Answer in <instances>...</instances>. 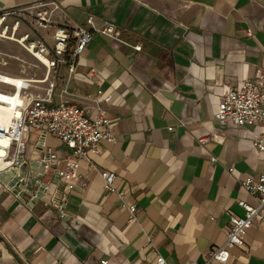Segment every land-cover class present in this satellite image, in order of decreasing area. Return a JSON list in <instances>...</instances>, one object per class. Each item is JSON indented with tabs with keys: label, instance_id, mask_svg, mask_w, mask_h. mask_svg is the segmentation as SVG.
Masks as SVG:
<instances>
[{
	"label": "crops",
	"instance_id": "1",
	"mask_svg": "<svg viewBox=\"0 0 264 264\" xmlns=\"http://www.w3.org/2000/svg\"><path fill=\"white\" fill-rule=\"evenodd\" d=\"M53 1V25L111 22L117 37L96 32L73 72L61 64L48 75L18 43L36 62L0 50L13 55L0 65H20L0 72L31 78L32 94L45 95L54 81L55 102L87 104L101 89L111 96L103 105L116 142L103 140L90 154L98 170L80 160L69 190L53 168L38 199L0 179V264H155L158 254L165 264H196L224 243L230 214H244L238 200L257 203L241 180L264 167V150L253 143L262 126L222 123L214 113L230 87L264 73V0H0V12ZM25 31L53 44L52 30L27 17L16 34ZM40 66V77L29 74ZM24 138L26 162L48 148L59 157L69 152L50 132L30 129ZM109 170L122 197L104 189ZM214 264H264V219H254L227 262Z\"/></svg>",
	"mask_w": 264,
	"mask_h": 264
},
{
	"label": "built area",
	"instance_id": "2",
	"mask_svg": "<svg viewBox=\"0 0 264 264\" xmlns=\"http://www.w3.org/2000/svg\"><path fill=\"white\" fill-rule=\"evenodd\" d=\"M51 7L43 3L31 6H16L0 12V37L9 38L19 43L25 50L37 58L46 67V75L55 70L59 65L68 66L69 72L75 70L78 56L92 40L96 32L117 37V29L111 22L102 27H86L83 25L66 26L53 25L52 13L57 7L56 2H51ZM8 16L15 19L11 25L5 22ZM27 17L32 20L37 28L52 30L53 44L49 45L40 35L25 31L17 35L20 21ZM92 25V18L87 19ZM248 34L252 32L248 30ZM140 49V45L134 46ZM13 55L0 52V62L7 63ZM23 68L29 64L21 60ZM0 72V83L9 88L0 87V104L6 105L9 112L6 114V124H0V173L5 169L19 165L18 158L22 157L25 149V132L34 129L41 132H50L67 146L69 152L59 157L48 148L37 161L35 174L43 175L53 168L64 187L69 190L79 178V162L86 159L90 168L98 170L96 162L90 154L100 152V143L103 140L116 142V135L112 131L110 119L103 105L111 98L99 89L91 97L90 103L78 104L70 101L55 102L51 99L54 81H49L45 95L32 94L26 90L32 85L33 80L24 76H12L15 82L5 81ZM6 76H11L5 74ZM46 79V78H45ZM41 81V80H39ZM214 118L222 123L232 122L235 125L259 124L262 132L254 138V145L264 150V73L258 72L254 79H245L238 87H230L218 103ZM216 158L211 157L214 161ZM24 160V159H23ZM61 162L63 166H59ZM42 163L44 165H42ZM116 172L109 170L104 174V189L117 191L120 197L124 191L116 190L114 179ZM44 190L48 183L43 182ZM241 184L254 196L257 203L252 205L243 199L238 200L244 209L243 215L230 214L229 227L224 243L220 246L209 248L203 259L196 264H214L227 262L230 249L245 243L247 229L253 224L255 218L264 219V167L256 177L241 180ZM30 196L35 198V193ZM63 214L61 201H54ZM129 219L135 217L136 206L127 204ZM155 264H165V259L158 254Z\"/></svg>",
	"mask_w": 264,
	"mask_h": 264
},
{
	"label": "water",
	"instance_id": "3",
	"mask_svg": "<svg viewBox=\"0 0 264 264\" xmlns=\"http://www.w3.org/2000/svg\"><path fill=\"white\" fill-rule=\"evenodd\" d=\"M19 165L11 166L0 173V179L11 187L16 193H35V198L42 196L44 184L42 175L34 173L37 162H26L22 157L18 158ZM42 165H44L42 163ZM33 199V200H34Z\"/></svg>",
	"mask_w": 264,
	"mask_h": 264
},
{
	"label": "rangeland",
	"instance_id": "4",
	"mask_svg": "<svg viewBox=\"0 0 264 264\" xmlns=\"http://www.w3.org/2000/svg\"><path fill=\"white\" fill-rule=\"evenodd\" d=\"M0 50L3 51H7V52H11V53H16L19 54L20 56L26 58L27 60H32L35 61L33 58H31L21 47L20 45L9 38H4V37H0ZM0 68L2 70H8L10 72H18L20 65L18 63V60L16 59H11L7 65H0ZM42 69L43 67L40 66V68H36L35 70H32V72H29V74H34L36 72V74H34L35 76L40 77L42 75ZM27 151H28V146H27Z\"/></svg>",
	"mask_w": 264,
	"mask_h": 264
},
{
	"label": "bare ground",
	"instance_id": "5",
	"mask_svg": "<svg viewBox=\"0 0 264 264\" xmlns=\"http://www.w3.org/2000/svg\"><path fill=\"white\" fill-rule=\"evenodd\" d=\"M5 81L15 82V78L12 76H6L5 74L1 75ZM9 112L6 105L0 104V124H6L7 116L6 114Z\"/></svg>",
	"mask_w": 264,
	"mask_h": 264
}]
</instances>
